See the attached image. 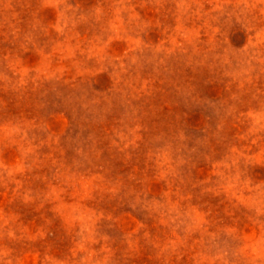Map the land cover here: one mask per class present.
Instances as JSON below:
<instances>
[{"label": "rangeland", "instance_id": "1", "mask_svg": "<svg viewBox=\"0 0 264 264\" xmlns=\"http://www.w3.org/2000/svg\"><path fill=\"white\" fill-rule=\"evenodd\" d=\"M0 264H264V0H0Z\"/></svg>", "mask_w": 264, "mask_h": 264}]
</instances>
